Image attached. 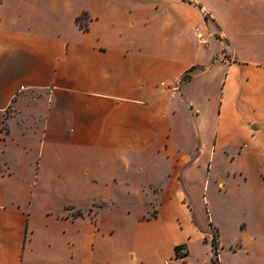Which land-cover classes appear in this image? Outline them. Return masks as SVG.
Segmentation results:
<instances>
[{
  "label": "crops",
  "instance_id": "obj_1",
  "mask_svg": "<svg viewBox=\"0 0 264 264\" xmlns=\"http://www.w3.org/2000/svg\"><path fill=\"white\" fill-rule=\"evenodd\" d=\"M200 163L252 235L206 195L198 225ZM214 235L264 264V0H0V264H210Z\"/></svg>",
  "mask_w": 264,
  "mask_h": 264
},
{
  "label": "rangeland",
  "instance_id": "obj_2",
  "mask_svg": "<svg viewBox=\"0 0 264 264\" xmlns=\"http://www.w3.org/2000/svg\"><path fill=\"white\" fill-rule=\"evenodd\" d=\"M56 22L63 27L69 26V17L67 13L59 12L56 16ZM86 20L84 16H81L78 20V25L82 28L86 27ZM205 173V167L203 163L199 164V169L197 170L198 174V181L196 183V190L193 198L195 199L196 203L191 204V209L194 213L195 219L200 227L202 229L207 230L210 226V223L212 222L210 219V212L207 207V203L204 202L206 195L209 200L211 201V214L215 217V219H219L223 225L226 237L229 236L232 238L236 234H240V232L243 231L244 228H242V225L245 223L244 216L246 215L248 218V222L246 223L248 227V233L247 235H252L253 231L255 230L254 227H252L251 223L249 222L251 220V216L249 213L246 214V212L243 211H234V210H224L220 208V200H221V193H218V191L215 189L213 192H206V189H203V175ZM85 223H82V226L84 228ZM87 226V223H86ZM214 239L216 241V236L214 235ZM105 248H107L105 246ZM91 249H98L97 247L93 246L91 242H83L82 250H91ZM179 251V250H178ZM176 253V252H175ZM186 255V253H185ZM160 258L157 261V264H162V261L165 259L166 261L171 260V263H174L173 260L175 259V255H172L170 250L166 248H162L160 251ZM201 256L194 255L190 259L186 260L184 257V261H188V264H199L198 259H200ZM236 262L239 264L241 263V258L243 257H233ZM212 259L215 261V259L212 257Z\"/></svg>",
  "mask_w": 264,
  "mask_h": 264
},
{
  "label": "trees",
  "instance_id": "obj_3",
  "mask_svg": "<svg viewBox=\"0 0 264 264\" xmlns=\"http://www.w3.org/2000/svg\"><path fill=\"white\" fill-rule=\"evenodd\" d=\"M78 20H79V18H76V20H75L77 24H78ZM83 29H85V28H83ZM194 70H195V68H191V69L189 70V72L185 73L184 76L182 77V81H187V80L190 78V76H189L188 73H190V72H192V71H194ZM211 246H212V251H213V256H212V257L215 259L216 262H214V260L211 258L210 264H217V258H218V246H217L216 241H215L214 238H213L212 241H211ZM183 247H184L183 245L176 246V247L174 248V250H175V252L177 253L178 250L183 249ZM176 253H175V254H176Z\"/></svg>",
  "mask_w": 264,
  "mask_h": 264
},
{
  "label": "built area",
  "instance_id": "obj_4",
  "mask_svg": "<svg viewBox=\"0 0 264 264\" xmlns=\"http://www.w3.org/2000/svg\"><path fill=\"white\" fill-rule=\"evenodd\" d=\"M198 37H199V40L202 39L200 36ZM184 257H185V251L181 249L175 254V259L173 260L174 263H171L172 261L168 260V261H165L164 264H185Z\"/></svg>",
  "mask_w": 264,
  "mask_h": 264
}]
</instances>
